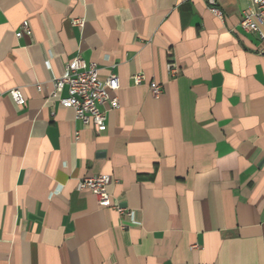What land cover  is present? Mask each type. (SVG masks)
Returning a JSON list of instances; mask_svg holds the SVG:
<instances>
[{"label": "crops", "instance_id": "0c3cea01", "mask_svg": "<svg viewBox=\"0 0 264 264\" xmlns=\"http://www.w3.org/2000/svg\"><path fill=\"white\" fill-rule=\"evenodd\" d=\"M217 1L222 17L207 0H0V264H264V39L241 27L250 0ZM77 57L119 78L104 132L56 93ZM96 175L112 207L79 188Z\"/></svg>", "mask_w": 264, "mask_h": 264}, {"label": "built area", "instance_id": "2783aa9c", "mask_svg": "<svg viewBox=\"0 0 264 264\" xmlns=\"http://www.w3.org/2000/svg\"><path fill=\"white\" fill-rule=\"evenodd\" d=\"M252 7L244 10L241 15V27L248 32L259 35L264 39L262 25L264 24V0H250ZM207 5L212 14L222 17V12L218 7L217 0H207ZM79 23H81L79 21ZM24 33L31 35L32 31L28 22L23 23V31L17 34L21 37ZM169 70L176 77L179 74L175 64L169 65ZM135 85H142L146 77L144 74H137L133 77ZM120 82L117 75L112 74L102 81L99 71L95 65L87 63L77 57L67 64L66 73L56 81V93H62L65 89L68 96L60 100L64 107L72 108L75 111L76 119L86 126H92L97 133L104 132L107 128V113L100 109V106L110 104L111 108H118L119 101L111 96L112 92L119 89ZM152 94L155 97L163 93V88L159 84H152ZM12 99L19 106L26 104V99L19 89L10 92ZM110 176L96 175L82 180L79 188L92 192L101 207H112L111 197L107 191L110 183ZM113 208L120 215H126L127 209L114 206Z\"/></svg>", "mask_w": 264, "mask_h": 264}]
</instances>
